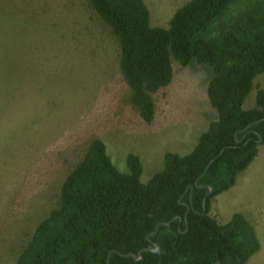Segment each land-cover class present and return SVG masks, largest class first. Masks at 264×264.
Returning <instances> with one entry per match:
<instances>
[{"label":"trees","instance_id":"obj_1","mask_svg":"<svg viewBox=\"0 0 264 264\" xmlns=\"http://www.w3.org/2000/svg\"><path fill=\"white\" fill-rule=\"evenodd\" d=\"M88 2L119 41V69L145 122L172 80V58L212 68L206 95L216 118L188 153L164 152L145 182L137 154L127 153L120 171L104 141L90 140L14 264H246L261 248L254 225L240 212L219 224L209 210L264 144V85L243 108L264 73V0H189L167 27L150 24L144 0ZM139 251L137 260L125 255Z\"/></svg>","mask_w":264,"mask_h":264},{"label":"rangeland","instance_id":"obj_2","mask_svg":"<svg viewBox=\"0 0 264 264\" xmlns=\"http://www.w3.org/2000/svg\"><path fill=\"white\" fill-rule=\"evenodd\" d=\"M187 1L144 0L150 24L167 27ZM119 56L117 37L88 0H0V264H14L58 206L62 182L90 140L104 141L120 171H127V153L137 154L145 182L164 152L188 153L216 118L206 95L212 68L172 58V80L154 95L155 114L145 122L130 102ZM263 85L261 73L244 109L256 105ZM235 212L261 243L246 264H264V162H251L211 198L209 215L219 224Z\"/></svg>","mask_w":264,"mask_h":264},{"label":"water","instance_id":"obj_3","mask_svg":"<svg viewBox=\"0 0 264 264\" xmlns=\"http://www.w3.org/2000/svg\"><path fill=\"white\" fill-rule=\"evenodd\" d=\"M194 185H195V187H199L198 185H196V182L194 183ZM208 186V192H207V195H209L211 192H212V190H213V188H212V186L211 185H207ZM192 188H193V185H190L189 186V190H190V192L192 191ZM206 195V196H207ZM206 196L203 198V203H204V200H205V198H206ZM177 216H173V218L172 219H175ZM171 219V220H172ZM170 220V221H171ZM170 221H168V222H162L161 224H168ZM157 229H158V225H156V228H155V231L154 232H152L151 234H153V233H155L156 231H157ZM148 248H145L144 250H147ZM156 249H158V248H156ZM126 256H131L133 259H135V260H137V259H140L141 258V251H139L136 255H134L133 253H127V254H125Z\"/></svg>","mask_w":264,"mask_h":264},{"label":"crops","instance_id":"obj_4","mask_svg":"<svg viewBox=\"0 0 264 264\" xmlns=\"http://www.w3.org/2000/svg\"><path fill=\"white\" fill-rule=\"evenodd\" d=\"M0 73L2 74V71ZM262 162H264V144L258 146V152L256 157L252 161V165L256 164L257 168H259Z\"/></svg>","mask_w":264,"mask_h":264}]
</instances>
